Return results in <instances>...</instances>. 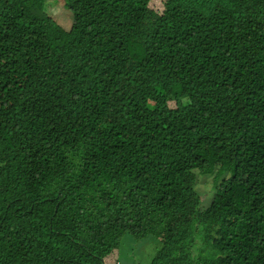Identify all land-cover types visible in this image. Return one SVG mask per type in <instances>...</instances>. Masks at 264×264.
<instances>
[{
  "label": "trees",
  "instance_id": "1",
  "mask_svg": "<svg viewBox=\"0 0 264 264\" xmlns=\"http://www.w3.org/2000/svg\"><path fill=\"white\" fill-rule=\"evenodd\" d=\"M47 1L0 0V264H264V0Z\"/></svg>",
  "mask_w": 264,
  "mask_h": 264
},
{
  "label": "rangeland",
  "instance_id": "2",
  "mask_svg": "<svg viewBox=\"0 0 264 264\" xmlns=\"http://www.w3.org/2000/svg\"><path fill=\"white\" fill-rule=\"evenodd\" d=\"M60 3L58 0H48L46 2V11L53 17H58L61 23L65 27H69L68 19L61 16ZM195 186L197 191L204 199V204H208L214 193V189L211 184V178L202 175H197ZM157 238L153 235H149L143 239H136L132 234L126 233L122 239L119 261L121 264H146L150 258L157 251ZM197 254V251L194 252Z\"/></svg>",
  "mask_w": 264,
  "mask_h": 264
}]
</instances>
